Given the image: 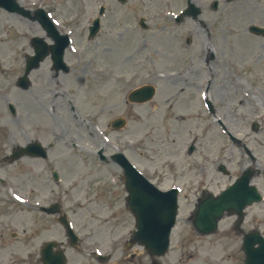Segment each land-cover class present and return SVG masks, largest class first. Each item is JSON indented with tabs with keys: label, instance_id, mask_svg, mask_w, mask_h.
Wrapping results in <instances>:
<instances>
[{
	"label": "rangeland",
	"instance_id": "374dc122",
	"mask_svg": "<svg viewBox=\"0 0 264 264\" xmlns=\"http://www.w3.org/2000/svg\"><path fill=\"white\" fill-rule=\"evenodd\" d=\"M18 1L32 9L44 7L60 30L71 32V48L85 47L88 58L99 54L111 62L104 63L110 73L102 84L85 75L84 63L76 59L67 56L75 70L58 76L47 62L43 72L31 74L32 87L23 91L16 81L26 54L32 53L30 38L41 30L37 22L0 8V264H42L41 244L51 237L61 239L64 232L56 216L38 212L37 206L55 200L69 211L81 235L80 247L67 249L68 264H99L91 255L95 250L111 253L117 263L150 260L142 247L123 250L135 219L122 200L121 170L99 161V149L107 156L122 151L156 185L181 189L178 221L162 264H186L192 256L189 264H244L242 236L233 230L236 217L224 216L218 230L206 236L194 231L191 218L202 190L219 193L248 164L257 171L253 183L264 193V39L247 29L250 24L264 26V0H218V8H212L214 0H192L201 15L182 23H176L174 15L187 0ZM100 5L107 8L101 30L88 38L87 28ZM141 15L148 30L138 26ZM189 62L193 65L186 68ZM191 68L182 83L168 81ZM117 70L122 76L114 90L111 77ZM145 83L156 86L155 97L143 104L127 103L129 90ZM49 86L56 93L52 95ZM253 91L261 112L248 104ZM9 102L16 114L9 111ZM119 116L128 123L112 130L109 122ZM254 121L258 130L252 128ZM36 138L52 144L47 159L3 160L12 148ZM221 164L226 173L218 170ZM54 169L61 175L57 183L51 176ZM246 212L243 228H257L264 235V201ZM104 219L105 226H98Z\"/></svg>",
	"mask_w": 264,
	"mask_h": 264
},
{
	"label": "water",
	"instance_id": "95a60500",
	"mask_svg": "<svg viewBox=\"0 0 264 264\" xmlns=\"http://www.w3.org/2000/svg\"><path fill=\"white\" fill-rule=\"evenodd\" d=\"M218 2L213 3L214 7H217ZM0 6L13 11L19 12L25 16H29V12L20 7L15 0H0ZM192 7V6H191ZM194 11V8H191ZM198 8L194 11V16L198 14ZM188 13V12H187ZM34 18H38L45 27L52 33L55 32L54 27L46 20L43 12L40 10L37 12ZM180 20V19H178ZM99 22L96 21L92 27V31L98 30ZM251 30L256 33H263L264 29L259 28L255 25L251 26ZM34 46H36L37 55L28 58L29 72L32 68L38 66L39 61L45 56L46 51L37 49L36 38L32 40ZM66 39H62L59 43V49L57 52V59L60 62L62 60V52L66 46ZM25 82V78L19 80V84L22 85ZM154 88L152 86H145L131 93L130 97L138 98L141 100L152 97ZM117 127L124 125L123 119H117ZM36 144L32 143L25 150L24 148H17L11 160L20 157L24 152L28 153H45L40 148H35ZM116 159L122 164L126 171V183L128 189L132 195L130 197V203L132 204L133 210L138 218V231L135 232L133 242L139 241L146 246L155 255H162L166 252L169 246V234L172 226L175 224L177 214V203L176 200L169 199L167 196H162L156 199H145L144 201H138L136 195L140 194H151L154 191L148 187L142 180L141 177L126 163L122 156H115ZM253 176V172L246 171L242 177L233 185L230 189L223 193V195L217 200H212L209 204L199 206L198 215L195 224L198 228L203 231L210 232L216 228V220L221 217L224 209H231L239 213L242 212V208L247 203H252L254 200H259L260 197L256 192L254 186H248V183ZM153 191V192H152ZM154 203V205H152ZM259 242V247H254L255 243ZM244 247L246 250V262L245 264H264V238H262L256 232L249 233L245 238ZM157 264V263H156Z\"/></svg>",
	"mask_w": 264,
	"mask_h": 264
},
{
	"label": "bare ground",
	"instance_id": "6f19581e",
	"mask_svg": "<svg viewBox=\"0 0 264 264\" xmlns=\"http://www.w3.org/2000/svg\"><path fill=\"white\" fill-rule=\"evenodd\" d=\"M245 38H246V37H244V39H245ZM166 39H167V38H166ZM166 41H168V47H169L170 49H172L173 47H172V43L170 42V40L167 39ZM252 44H253V43H252ZM117 50H118V48H116V51H117ZM206 51H207V52H208V51L210 52V49L207 48ZM251 51H252V49H249L248 52H247V55H249V54L251 53ZM254 53H255V52H253V54H254ZM251 63H255V61H252ZM192 65H193V63H192V62H189L188 65L186 66V68H189V67H191ZM251 66H252V64H251ZM192 69H193V68H191V69H189V70H183L179 76H171V77H169V80H168V81H170L171 83L174 82L175 84L182 83L183 81H182L181 79H185V78H186V75L191 74ZM185 74H186V75H185ZM237 82H238V81H237ZM237 82H236V84H237ZM252 97H254V98H252V100H249V101H248V104H249L250 108H252L254 111L261 112V111H262V106L259 105L260 102L257 100V93L253 91V95H252ZM259 99H260V98H259Z\"/></svg>",
	"mask_w": 264,
	"mask_h": 264
},
{
	"label": "snow or ice",
	"instance_id": "6c2138e0",
	"mask_svg": "<svg viewBox=\"0 0 264 264\" xmlns=\"http://www.w3.org/2000/svg\"><path fill=\"white\" fill-rule=\"evenodd\" d=\"M17 199H19V197H17Z\"/></svg>",
	"mask_w": 264,
	"mask_h": 264
}]
</instances>
